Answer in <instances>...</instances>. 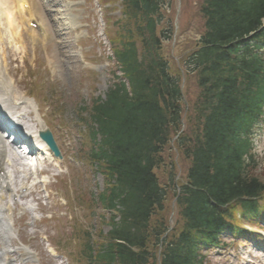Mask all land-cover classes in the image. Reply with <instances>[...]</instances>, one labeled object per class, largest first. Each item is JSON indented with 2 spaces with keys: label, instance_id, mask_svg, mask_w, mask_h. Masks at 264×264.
<instances>
[{
  "label": "trees",
  "instance_id": "obj_1",
  "mask_svg": "<svg viewBox=\"0 0 264 264\" xmlns=\"http://www.w3.org/2000/svg\"><path fill=\"white\" fill-rule=\"evenodd\" d=\"M130 9L148 26L149 51L154 46L150 49L155 1L130 0ZM202 13L207 34L205 48L196 54L204 97L196 106L200 132L195 136L196 145L186 146L192 161L189 184L177 194L185 225L178 237L168 241H160L165 226L157 230L162 264H200L196 261L198 241L213 240V232L226 223L225 216L230 217L221 209L236 200L250 215L264 191V181L245 168L247 147L240 140L246 125L240 108L247 103L256 105L259 96L254 91L264 94L263 70L260 62L234 57V42L262 23L264 0H204ZM152 57L151 51L145 68V63L131 60L126 69L133 97L123 90L112 100L113 122L108 133L110 143L117 138L111 160V177L116 179L109 190L108 207H121V219L111 222L113 243L101 257L105 264L156 261V254L146 250V241L152 236L147 228L151 217L163 211L166 197L152 169L157 165L158 149L180 128L182 110L178 83L169 80L165 66Z\"/></svg>",
  "mask_w": 264,
  "mask_h": 264
},
{
  "label": "rangeland",
  "instance_id": "obj_2",
  "mask_svg": "<svg viewBox=\"0 0 264 264\" xmlns=\"http://www.w3.org/2000/svg\"><path fill=\"white\" fill-rule=\"evenodd\" d=\"M175 3L178 5H182L184 7L183 11V17H182V31L186 30V38L189 43V39L197 36L195 33L197 32V28L199 31H201L203 28V20L201 19V16L197 13V9L199 6V0H174ZM97 20L100 22L101 20V14L100 10L98 9L97 12L95 13ZM101 23V22H100ZM102 25V24H101ZM194 39V38H193ZM185 42H183V46H179L175 54H178L185 48L187 45H184ZM193 44H191L192 47ZM168 45L166 46L165 53L167 56H171L170 51L168 50ZM170 63L173 66L175 72L178 74L179 77L182 78V81L185 84V90L188 89L189 92H187L188 98L193 97L194 93L198 91V89H195L194 84L195 79L193 78V74H186V71L184 67H180V69H177V61L173 62V59L170 58ZM109 75L106 70L103 71L102 75L98 76L96 83L97 85L93 89V91H90L88 88H84L82 86L81 90V99L84 100V98H87L88 96L93 97V96H99L103 95L105 91V87L109 84ZM74 85V82H73ZM78 102H81L80 100ZM74 105V104H73ZM259 144V150H257L258 155L255 156V160L257 161L256 166H254V169L252 170V175L254 177H259L260 180L264 181V132L261 133V136L257 138ZM177 147V144L174 145ZM165 156V157H164ZM163 157L166 160L167 164H173V166H166L165 168L161 169L158 171V175L162 178V183L167 184L169 183V177L170 173H174L176 176V181L180 182L181 178L184 176V174H187V171L190 167V162L186 158L182 156V154L175 150L172 145L169 146L168 150L166 151L165 155ZM103 187L102 184H99L98 190H100ZM169 190L168 192H170ZM101 219L99 218L98 223H97V229L96 233L98 234V244H102L104 241V234L102 232H107L109 230V221H110V214L106 213L105 210H101ZM162 218L164 221L169 223V225L172 228H175L176 230L180 229L182 220L178 223L180 217V209L175 203V198L173 197L172 194H169V197L167 201L164 204V211L162 213ZM105 226V227H104ZM228 253H236L232 249H229L227 251ZM215 253L212 254L211 257V262H214L215 264H230L232 261V264H234V260L230 256L226 257H217L214 256ZM213 263V264H214ZM236 264V263H235Z\"/></svg>",
  "mask_w": 264,
  "mask_h": 264
},
{
  "label": "bare ground",
  "instance_id": "obj_3",
  "mask_svg": "<svg viewBox=\"0 0 264 264\" xmlns=\"http://www.w3.org/2000/svg\"><path fill=\"white\" fill-rule=\"evenodd\" d=\"M6 2H7V0H5ZM8 3V2H7ZM10 17L11 18H9V20H8V23L9 24H15V23H17L16 21H15V19H14V16L13 15H10ZM66 20H69V18L68 19H66ZM14 29H15V27H14Z\"/></svg>",
  "mask_w": 264,
  "mask_h": 264
}]
</instances>
